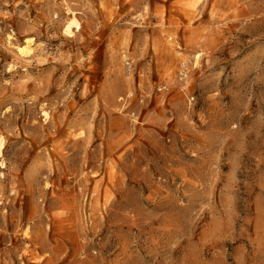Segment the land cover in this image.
Masks as SVG:
<instances>
[{
  "label": "rangeland",
  "instance_id": "374dc122",
  "mask_svg": "<svg viewBox=\"0 0 264 264\" xmlns=\"http://www.w3.org/2000/svg\"><path fill=\"white\" fill-rule=\"evenodd\" d=\"M0 264H264V0H0Z\"/></svg>",
  "mask_w": 264,
  "mask_h": 264
},
{
  "label": "bare ground",
  "instance_id": "6f19581e",
  "mask_svg": "<svg viewBox=\"0 0 264 264\" xmlns=\"http://www.w3.org/2000/svg\"><path fill=\"white\" fill-rule=\"evenodd\" d=\"M71 23L74 24V26L76 27L77 30H79L80 24H79L78 20L75 17L72 18ZM33 41H34L33 38H31V37L27 38L25 40L24 45L18 46L19 53L21 55H24V56L30 55L31 52H32V42ZM195 57H196V59L198 61L199 54L195 55ZM183 62L186 63L185 61H183Z\"/></svg>",
  "mask_w": 264,
  "mask_h": 264
},
{
  "label": "built area",
  "instance_id": "2783aa9c",
  "mask_svg": "<svg viewBox=\"0 0 264 264\" xmlns=\"http://www.w3.org/2000/svg\"><path fill=\"white\" fill-rule=\"evenodd\" d=\"M187 72H188V66L187 63H181L179 66V71H178V78L180 80H183L184 78H186L187 76Z\"/></svg>",
  "mask_w": 264,
  "mask_h": 264
}]
</instances>
